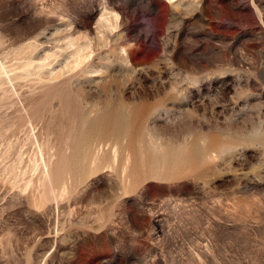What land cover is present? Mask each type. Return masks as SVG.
Segmentation results:
<instances>
[{
	"label": "rangeland",
	"instance_id": "1",
	"mask_svg": "<svg viewBox=\"0 0 264 264\" xmlns=\"http://www.w3.org/2000/svg\"><path fill=\"white\" fill-rule=\"evenodd\" d=\"M0 264H264V0H0Z\"/></svg>",
	"mask_w": 264,
	"mask_h": 264
},
{
	"label": "bare ground",
	"instance_id": "2",
	"mask_svg": "<svg viewBox=\"0 0 264 264\" xmlns=\"http://www.w3.org/2000/svg\"><path fill=\"white\" fill-rule=\"evenodd\" d=\"M67 96V95H66ZM104 111V110H103ZM104 119V121L103 122H101V126L103 127V128H108L110 125H111V120H112V116L110 115V114H106L105 115V117L103 118ZM84 122V121H83ZM88 122V121H87ZM100 122V121H99ZM83 124V123H82ZM101 127V128H102ZM81 128V127H80ZM111 129V128H110ZM86 136V135H85ZM84 136V137H85ZM80 139H81V137H80ZM86 139V138H85ZM85 142H87V141H85ZM91 142V141H90ZM111 144V143H110ZM120 146V145H119ZM183 146V145H182ZM102 148V147H101ZM122 148V147H121ZM156 148V147H155ZM77 149H78V144L77 143H74V146H73V150H74V155L76 154V152H77ZM98 149V148H97ZM157 149V148H156ZM121 150V149H120ZM175 150V149H174ZM99 151V150H98ZM201 151V150H200ZM205 151V150H204ZM101 153H102V151H101ZM121 153V152H120ZM133 153V152H132ZM177 153V152H176ZM98 154V153H97ZM104 154V153H103ZM106 154V153H105ZM109 154V153H108ZM164 154V153H163ZM199 155H200V153H198ZM197 154V155H198ZM204 154V153H203ZM110 155V154H109ZM109 155H108V157H109ZM195 155V154H194ZM103 156V155H102ZM157 156V155H156ZM182 156H184V155H182ZM187 156H189V155H187ZM96 157H98V156H96ZM132 157V159L134 158V157H136V156H131ZM163 157V156H162ZM177 157V156H176ZM199 157V156H198ZM139 158V157H138ZM152 158V157H151ZM150 158V159H151ZM160 158H161V156H160ZM94 159V158H93ZM114 159V158H113ZM116 159V158H115ZM137 159V158H136ZM135 158L133 159V161L134 160H136ZM143 159V158H142ZM183 159V158H182ZM72 160H74V157L72 156L71 157V159H68V158H65V161H63L62 162V167H60V168H58V170L57 171H55V172H53V174H52V180L53 181H56V180H58L62 175H63V173L64 172H67L68 170H70V168H71V162H72ZM117 160V159H116ZM128 160V159H127ZM126 160V161H127ZM145 160V159H144ZM156 160V159H155ZM94 161V160H93ZM129 161V160H128ZM143 161V160H142ZM114 162H115V160H114ZM151 162V161H150ZM136 163V162H135ZM135 163H134V165H135ZM157 163V162H156ZM126 164V163H125ZM153 164V163H152ZM126 166H128V164L126 165ZM142 166V165H141ZM154 166V165H153ZM134 167V166H133ZM151 167V166H150ZM153 168V167H152ZM175 169V168H174ZM74 170V169H73ZM126 170V169H125ZM75 172L77 173V175H78V177L76 178L77 180H81L84 176H86V174H87V171H86V169L85 168H80V169H75ZM91 172V171H90ZM124 172V171H123ZM70 176V175H69ZM51 178V177H50ZM71 180V179H70ZM50 181V180H49ZM54 183V182H53ZM79 183V182H78ZM52 184V183H51ZM57 184V183H56Z\"/></svg>",
	"mask_w": 264,
	"mask_h": 264
}]
</instances>
